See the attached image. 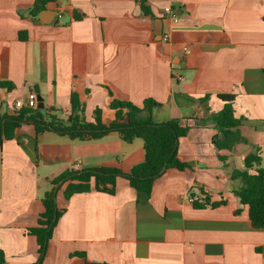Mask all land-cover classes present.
I'll return each mask as SVG.
<instances>
[{"label":"crops","instance_id":"obj_1","mask_svg":"<svg viewBox=\"0 0 264 264\" xmlns=\"http://www.w3.org/2000/svg\"><path fill=\"white\" fill-rule=\"evenodd\" d=\"M34 3L0 0V82L14 85L0 86V116L35 91L38 109L69 120L76 92L88 122L96 109L113 120L115 98L137 106L153 99L155 123L175 119L189 128L177 149L187 167L166 169L150 197L123 177L113 195L92 190L66 199L64 184L56 204L66 210L42 264H264V228L252 227L248 206L233 193L240 181L231 177L247 155L264 160V0H53L38 17L30 15ZM219 95L235 96L249 141L232 151L213 144ZM144 158L142 139L128 143L117 132L80 141L22 124L0 146L3 264L37 263L39 246L27 230L38 225L53 179L76 163L129 173ZM203 186L211 202L226 204L195 208L188 196Z\"/></svg>","mask_w":264,"mask_h":264},{"label":"trees","instance_id":"obj_2","mask_svg":"<svg viewBox=\"0 0 264 264\" xmlns=\"http://www.w3.org/2000/svg\"><path fill=\"white\" fill-rule=\"evenodd\" d=\"M53 0H35L30 10V15L38 17L45 9L46 4ZM22 35V34H21ZM22 37V36H21ZM0 86L9 91L14 88L12 83L0 82ZM223 101V108L210 119L214 122L219 133L213 137V144L218 150L232 151L239 143L249 144L248 139L242 134L243 118L236 117L233 108L234 95H219ZM160 105L153 99H147L142 106H137L129 101L113 99L110 107L115 116L111 121H105L101 109H96L93 122H88L84 116V107L76 92L71 93L72 120L60 118L55 109L47 113L42 110L21 107L13 114L0 116V146L5 139L13 138L15 132L22 124L31 122L35 126L36 134L53 131L69 135L80 141H95L111 132H117L125 142L142 139L144 142L145 158L132 167L129 173H124L118 168L93 167L83 170H69L53 179L52 189L45 193L43 198L44 211L40 214L38 225L27 230L29 235L35 236L39 246V258L36 264H42L47 252V246L53 236L60 218L66 209H61L54 202L55 191L67 184L64 191L66 199L76 193L95 190L106 194H115L116 180L123 177L129 181L140 195L150 197L156 181L168 168L184 170L187 165L177 159L179 139L185 136L189 128L182 126L179 120L155 123L152 112ZM219 158L226 162V157ZM263 157L257 153L247 155L243 161L242 169H234L231 173L233 180H239L240 186L233 189V193L240 202L248 206L249 219L255 229L264 228V163ZM60 184V185H59ZM59 187L57 188V186ZM56 192V195H57ZM226 201L211 202L207 197L203 201L193 203L195 208L207 206L218 207ZM85 257L83 253H75ZM5 255L0 250V264L5 263ZM106 264V263H86Z\"/></svg>","mask_w":264,"mask_h":264},{"label":"built area","instance_id":"obj_3","mask_svg":"<svg viewBox=\"0 0 264 264\" xmlns=\"http://www.w3.org/2000/svg\"><path fill=\"white\" fill-rule=\"evenodd\" d=\"M165 14L169 15L175 22L178 21V17L177 15L174 13V11L170 8L167 7L165 8ZM165 40L169 39V36L166 35L164 37ZM184 52L188 53L189 49L187 47L184 48ZM177 80L181 81L183 80V76L181 75H177ZM38 105V97L35 91H31L29 92V94L27 95V97L25 99H18L15 102V108H21V107H28V108H32L35 109L37 108ZM73 170H79V164L76 163L75 165H73L72 167ZM210 197V191L207 187L203 186L202 188L198 189L197 191H193L191 190V193L188 196V201L189 203L193 204L197 201H203L205 198Z\"/></svg>","mask_w":264,"mask_h":264},{"label":"water","instance_id":"obj_4","mask_svg":"<svg viewBox=\"0 0 264 264\" xmlns=\"http://www.w3.org/2000/svg\"><path fill=\"white\" fill-rule=\"evenodd\" d=\"M43 20H47V19H43ZM53 21V20H52ZM57 22H58V20H56ZM40 107L43 109L44 108V105H43V103H40ZM72 120V116H70L69 117V121H71ZM56 192L57 191H55V195H54V202H55V204H56Z\"/></svg>","mask_w":264,"mask_h":264}]
</instances>
